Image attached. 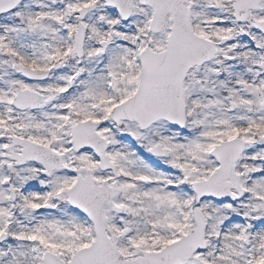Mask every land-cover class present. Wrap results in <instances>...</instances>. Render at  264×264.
I'll return each instance as SVG.
<instances>
[{"label":"snow or ice","instance_id":"6c2138e0","mask_svg":"<svg viewBox=\"0 0 264 264\" xmlns=\"http://www.w3.org/2000/svg\"><path fill=\"white\" fill-rule=\"evenodd\" d=\"M0 264H264V0H0Z\"/></svg>","mask_w":264,"mask_h":264}]
</instances>
